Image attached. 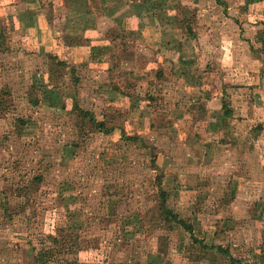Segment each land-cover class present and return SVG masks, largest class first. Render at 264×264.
Instances as JSON below:
<instances>
[{"label":"rangeland","instance_id":"374dc122","mask_svg":"<svg viewBox=\"0 0 264 264\" xmlns=\"http://www.w3.org/2000/svg\"><path fill=\"white\" fill-rule=\"evenodd\" d=\"M149 1L97 83L0 0V264H264V0Z\"/></svg>","mask_w":264,"mask_h":264},{"label":"crops","instance_id":"0c3cea01","mask_svg":"<svg viewBox=\"0 0 264 264\" xmlns=\"http://www.w3.org/2000/svg\"><path fill=\"white\" fill-rule=\"evenodd\" d=\"M149 4V0H10L6 6L11 9V16L32 23L37 38L41 34L49 38L44 45L36 40L39 48L49 49L68 66L86 68L85 79L91 77L97 83H105L116 79L111 59L120 50L115 40L123 38L137 48L150 49L156 44L154 42H161L171 33L150 12ZM165 44L172 46V42ZM125 76L129 80L136 77L133 72L125 71L117 79L122 80ZM111 93L129 99L122 91ZM128 109L126 112L132 113L137 107L129 105Z\"/></svg>","mask_w":264,"mask_h":264},{"label":"trees","instance_id":"16d2710c","mask_svg":"<svg viewBox=\"0 0 264 264\" xmlns=\"http://www.w3.org/2000/svg\"><path fill=\"white\" fill-rule=\"evenodd\" d=\"M83 113H86V112H83ZM91 118V121L93 122H97L96 120L93 119V117H90ZM98 123V122H97ZM102 122H99L98 123V126H101L102 127ZM128 138H132V136H128ZM162 209L163 211L173 220V221H176L178 223H180L182 226H184V222L183 220H180L176 217V215L174 213H172V211L170 209H168L166 206H164V203H162ZM185 227L187 228V230H189L190 232H192L191 230V225L190 224H187L185 225ZM229 264H239L238 262V259H236L235 257H233L232 255L229 256Z\"/></svg>","mask_w":264,"mask_h":264}]
</instances>
